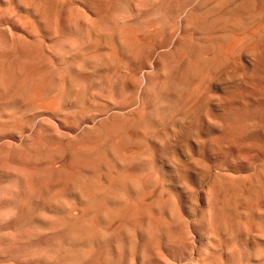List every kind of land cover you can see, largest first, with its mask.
I'll return each mask as SVG.
<instances>
[{
    "label": "bare ground",
    "instance_id": "obj_1",
    "mask_svg": "<svg viewBox=\"0 0 264 264\" xmlns=\"http://www.w3.org/2000/svg\"><path fill=\"white\" fill-rule=\"evenodd\" d=\"M178 1L171 21L159 1L152 21L103 26L113 0H0L19 41L0 48V252L19 243L27 264H149L166 256L163 240L186 246L191 221L189 240L204 242L195 264H264V157L245 154V170L208 160L249 140L234 106L264 113V0ZM63 11L81 43L39 58ZM255 122L245 128L257 135Z\"/></svg>",
    "mask_w": 264,
    "mask_h": 264
},
{
    "label": "rangeland",
    "instance_id": "obj_2",
    "mask_svg": "<svg viewBox=\"0 0 264 264\" xmlns=\"http://www.w3.org/2000/svg\"><path fill=\"white\" fill-rule=\"evenodd\" d=\"M123 1V2H122ZM154 1V2H153ZM157 1V2H156ZM160 1V2H159ZM116 4H115V3ZM126 2V3H125ZM158 2H159V4H158ZM114 3V4H113ZM113 3H112V7H110V6H108V4L107 3H105V4H103L102 6H101V9H99V11L100 12H98V15H97V11L98 10H96V11H92V13H91V11L89 12V11H87V10H84V8H82V7H80V6H78V9L79 10H81V12L82 11H84V12H88L89 13V15H88V17H90L92 20L94 19L95 20V18H97V16H99L100 17V19L99 20H101V22H103L104 23V25L103 26H105V24L107 25V24H109V25H111V24H113L114 23V21H115V23H121V21H125V20H127V21H138L139 19H143V18H145L147 21L148 20H150V21H152V20H154V17H155V10L153 9V8H157V6L158 7H160L161 6V8H162V10H164V14H166V19L167 20H173L174 19V16L177 18V16H179V14H178V9H179V5H180V1H178V0H113ZM154 3V4H153ZM160 3H162V4H160ZM178 3V4H177ZM140 4V5H139ZM158 4V5H157ZM155 5H157L156 7H155ZM160 5V6H159ZM164 5V6H163ZM124 6H126V7H124ZM103 7V8H102ZM128 7V8H127ZM178 7V8H177ZM177 8V9H176ZM109 10H112L111 12L109 11ZM173 10H176V12L175 11H173ZM109 11V12H108ZM142 11V12H141ZM170 11V12H169ZM87 12H86V15H87ZM96 12V13H95ZM129 12V13H128ZM95 13V14H94ZM111 13V14H110ZM132 15H131V14ZM172 13H173V15H172ZM176 13H177V16H176ZM91 14V15H90ZM65 11H63V15H62V19H63V21H62V27H61V29H59V31H57V33L55 32V33H52V34H46V38H45V40H44V42H43V51H42V46H40V49H39V52H40V54H39V52H38V56H40L41 54V57H39V58H42V59H44V58H46L47 56H48V54H58V53H61L62 51H68L69 49H70V47H72V44H73V47L74 46H76L75 45V43H77V45L78 44H80L81 43V40H80V43H79V35H78V33L77 32H79V30L78 29H80L81 27H79V25H77L78 23H76V24H73V26H69V27H67V23H66V25H65ZM93 15V16H92ZM94 15H97V16H94ZM129 15V16H128ZM130 16H132L131 18H128V17H130ZM154 16V17H153ZM122 18V19H121ZM151 18V19H150ZM114 21H113V20ZM116 19H118V20H116ZM135 19V20H134ZM4 20V21H3ZM7 19H5V18H2V20L0 19V21L2 22L3 21V23H0V48H11L12 46L13 47H16V45L18 46L19 45V41H18V38H17V35H18V30H17V28L15 27V26H17L16 24H15V26H14V24L13 23H10V22H8V21H6ZM121 20V21H120ZM111 22V23H110ZM2 24V25H1ZM6 24V25H5ZM12 25V26H11ZM64 25H65V27H64ZM10 26V27H9ZM81 26V25H80ZM9 27V28H8ZM77 27H78V29H77ZM3 28V29H2ZM64 28V29H63ZM5 29H6V32H7V30L9 29L10 31V33L9 32H7L8 34H6V32H5ZM11 29H12V31H11ZM78 30V31H77ZM4 31V33L5 34H3L2 32ZM58 32H60L59 34H58ZM70 32V33H69ZM11 34V35H10ZM4 35V36H3ZM48 35V36H47ZM15 37V38H14ZM54 37V38H53ZM55 37H57V40L55 41V43H53V41H51L50 39H55ZM13 38V39H12ZM71 38V39H70ZM79 38V39H78ZM70 40V41H69ZM12 41H13V43L15 42V44H13L12 45ZM18 43H17V42ZM48 41V42H47ZM49 41H51L52 42V47L54 48V49H59V50H57V51H59V52H57L56 50H52L51 49V42H49ZM69 42H70V44H69ZM11 43V47H7V46H10L9 44ZM50 43V46L48 45ZM67 43V44H66ZM4 44V45H3ZM70 45V46H69ZM4 46V47H3ZM65 46V47H64ZM69 46V47H68ZM45 47V48H44ZM47 47V48H46ZM66 48H69L68 50L66 49ZM49 50V51H48ZM62 50V51H61ZM61 51V52H60ZM49 52V53H48ZM146 64V60H145V58H138L136 61H135V66H137L140 70L141 69H143L144 70V65ZM131 66H133V65H131ZM142 71V70H141ZM141 74H142V76H143V72L142 73H140V81L141 82H143V80H144V78L141 76ZM152 76V79L153 80H155L157 77H156V75H151ZM155 76V77H154ZM234 105H238V106H240V105H242V104H240V103H235ZM258 106L259 105H263V103H258L257 104ZM245 105H243L241 108L240 107H238V108H240V110L239 109H235V108H237V107H235L234 106V110H236L237 111V113H236V111H234V110H232V112H233V116H235V117H233L234 119H233V121H234V124H236V122H238L239 124H242V125H244V126H240L242 129H245L246 131H248L247 133L249 134V135H247V133H246V131L245 130H240V127H239V125H238V123L236 124V125H238V129L240 130V133L241 134H246V135H243V138H242V140H241V137H242V135L239 137V141H241L242 143L243 142H246L247 140H245V139H249L248 141H247V143H246V146L244 145V148H245V150L247 149H249L248 150V152L247 151H244V153L242 152V151H240V150H242L243 149V145L242 146H240V149H239V151L237 150V151H235L236 150V148L238 149V147L236 146V144H234L235 146H233L232 145V147L233 148H231V145H229L230 146V148H229V146H228V148L229 149H227L226 147H227V145H226V147H225V149H221V151H220V153L218 152V154L219 155H217L216 156V154H217V152H215V153H212V155L211 156H209V161H210V163H212V165L215 167V168H217L218 169V167H221L220 165L222 164V165H224V163H225V165L223 166V167H226V166H231V167H233V169H235V170H245V167H247V165L249 166V165H251V162L252 161H254V160H257V162L259 161V159L261 160L262 158H260L261 156L262 157H264V133L262 132V131H264V130H262V129H264V127L263 128H261L260 126H259V129H261L262 131L260 132V134H259V129L258 128H256V127H254V128H256L255 129V131L254 132H256L257 131V129H258V131H257V133L259 134H257V135H255V133H253V130H251V129H247L250 125L248 124L247 125V122L249 123V122H255V121H257L258 122V124L261 122V124L260 125H264V118L263 117H261V116H264V113H259L258 112V110L256 109H254V110H252V109H249L248 108V105H246L245 107H244ZM248 109H247V108ZM244 108H245V112L247 113V114H250V115H247V114H245V112H244ZM261 109H262V107H261ZM242 110H243V112H242ZM248 110H249V112H248ZM263 110V109H262ZM238 111H240V112H238ZM261 111V110H260ZM251 112H254V113H252L251 114ZM263 112H264V110H263ZM223 113V112H222ZM222 113L220 112V114H221V116H222ZM234 113H236V114H234ZM256 113V115H254ZM258 113L261 115V116H259L258 115ZM224 114V113H223ZM253 116V118L256 116L258 119H256V118H254V119H256V120H254L253 121V118H251ZM261 119V121L259 122L258 120H260ZM248 119H251V120H249V121H247L246 122V120H248ZM244 122H245V124H244ZM250 123V124H251ZM256 123V122H255ZM257 124V123H256ZM245 126L247 127V128H245ZM258 127V126H257ZM238 130V131H239ZM244 131V132H243ZM251 132V133H250ZM252 133L254 134V135H252ZM249 136H250V138H249ZM263 136V137H262ZM261 137V138H260ZM245 140V141H244ZM253 140V141H252ZM261 140V141H260ZM239 141H238V144H240L239 143ZM257 141V142H256ZM259 141H260V143H259ZM251 142V143H250ZM257 143V144H256ZM248 144V145H247ZM259 144V145H258ZM258 146H259V148H258ZM246 147H248V148H246ZM242 148V149H241ZM261 148H262V152L260 151L261 150ZM232 149V150H231ZM254 151H252V150ZM222 150H224V151H227V152H224V154H222L223 152H222ZM244 150V149H243ZM260 152H259V151ZM232 151V152H231ZM250 151H252V153H250ZM229 152H231V153H233V154H231V153H229ZM235 152V153H234ZM239 152V153H238ZM240 152H242L243 154H242V156H241V153ZM246 152V153H245ZM247 153H249L248 155H250L251 157H253V156H255V157H258V158H251V160L249 159V156H244L245 154H247ZM255 153V154H254ZM258 153H260V154H262V155H260V154H258ZM225 154H228V155H226V158L228 159H226L225 158ZM240 154V155H239ZM252 154H254L253 156H252ZM256 154L258 155V156H256ZM220 155H222V157H220ZM231 155V159H232V157H233V161L235 160L236 162L238 161V163H236V162H234L233 164H231L233 161H231V159H230V156ZM234 155H236L235 157H234ZM216 158H214V157ZM219 156V157H218ZM238 156H241V158L240 157H238ZM243 156L246 158V159H249V160H245L244 158H243ZM214 160H212L211 158ZM236 157H238V158H236ZM218 158H221V159H218ZM242 159V160H241ZM216 160V161H215ZM221 160V164L219 163V161ZM223 160V161H222ZM225 160V161H224ZM227 161V162H226ZM231 161V162H230ZM240 161H244V162H246V163H243V162H240ZM218 162V163H217ZM248 162H250V163H248ZM257 162H253L252 164H255V163H257ZM214 163V164H213ZM215 163H217V165L215 164ZM239 163H242V164H239ZM228 164V165H227ZM245 164H247V165H245ZM219 165V166H218ZM232 165H237V166H232ZM241 165V166H240ZM243 165H245V167L243 166ZM239 168V169H238ZM241 168V169H240ZM7 173V174H6ZM10 173V171L8 172V171H5V172H1L0 173V176H2V180H1V177H0V186H1V188H0V190L2 189V191H0V192H4L3 194L2 193H0V195H2V196H0V197H3V195H5V191L7 190V187L10 185L9 183L7 184V186H6V184H5V182H7L8 180H9V178H5L6 176H8V174ZM4 174H6L4 177H3V175ZM8 177H10V175L8 176ZM3 179H4V181H3ZM7 181H6V180ZM3 183V186L5 185L6 186V188L5 187H3L2 186V183ZM204 192H202L201 194H203ZM2 203H3V201H1ZM202 206L204 207V202H203V204H202ZM202 208V207H201ZM204 209V208H203ZM3 210V211H2ZM201 211H202V209H201ZM0 212H3V213H0L1 215H0V217L1 216H3L4 214H5V212H6V210L5 209H1L0 210ZM3 214V215H2ZM263 218H264V216H263ZM262 218V219H263ZM264 220V219H263ZM263 222V221H262ZM191 224V225H190ZM263 225H264V222H263ZM188 226V227H187ZM186 227H184V228H186V230H188V229H192V232H193V224H192V222L190 221V223L187 225ZM190 226H191V228H190ZM183 227H182V229H179V230H181V231H179V232H185V234H187L188 233V231L186 232V231H184L183 229H184ZM183 230V231H182ZM191 231H189V233L187 234L188 235V237H187V241H188V243H186V246H188V247H186L185 246V243L183 244V243H180L179 241V246H181L182 244V248L180 247V248H178L179 246H178V244H177V241H174V242H171V243H167L166 241H164V245H163V241H161L160 242V245H159V247L161 246H163L164 247V249L163 248H161V250L163 249L164 251H162L163 252V255H166L164 258H163V256L162 257H160L159 258V256L156 254V253H152V255H151V257L153 256V254H156V256L155 257H158V258H151L152 260H151V262L149 261H147L149 264H186V263H188V264H195V259L197 258V256H195V255H197L198 254V250L196 249L197 247H200L202 244H204V242H202V241H197L196 242V240L195 239H192L193 237H194V233L193 234H190V233H192ZM190 235V236H189ZM191 235H193V237L191 236ZM189 237H192L191 238V240L193 241L194 240V243L193 242H191V240H189L190 238ZM190 241V242H189ZM176 242V243H175ZM196 242V243H195ZM202 242V243H201ZM17 243V242H16ZM165 243H167L168 245H170V246H168L167 244H165ZM172 243H175V245H173ZM189 243H191V245L189 244ZM162 244V245H161ZM171 244L174 246V247H172L171 246ZM181 244V245H180ZM194 244H196V245H194ZM198 244V245H197ZM20 244L18 243V246L16 247V244H14V247H13V245L11 244L10 246H8L7 248H10V249H8L7 250V253H6V251H5V249H6V247H5V249H4V251L3 250H1L2 252H0L1 254H2V256L0 255V262H3V263H5V261H7V262H12L13 264H18L20 261H21V263H23L24 262V260L25 259H23V257L25 258V256H21L20 254H21V252H22V254H24V255H26L27 257H29V253L28 252H26V250H24L23 249V247L20 245ZM200 245V246H199ZM178 246V247H177ZM185 246V247H184ZM192 246V247H191ZM193 246H195V247H193ZM197 246V247H196ZM14 249H13V248ZM20 247H22L21 249H20ZM171 247V248H170ZM17 248V249H16ZM18 248H19V250H18ZM194 249V252H191V251H193V249ZM172 249V250H171ZM181 249V250H180ZM184 249V250H183ZM192 249V250H191ZM11 250H13V251H11ZM16 250V251H15ZM23 250V251H22ZM169 250V251H168ZM188 250H190L189 252H190V254H188L189 252H188ZM19 251V252H18ZM21 251V252H20ZM183 251H184V254H182L183 253ZM197 253H196V252ZM9 252V253H8ZM13 252V253H12ZM16 252H17V254H16ZM24 252V253H23ZM168 252L170 253V254H168ZM188 252V253H187ZM4 253V254H3ZM5 253H6V255H5ZM16 254V255H19V257L18 256H16L15 258H14V255L13 254ZM18 253H20V254H18ZM177 253V254H176ZM192 253V254H191ZM13 255V257H11L12 255ZM28 254V255H27ZM186 254V255H185ZM7 257H5V256ZM3 256H4V258H3ZM10 256V257H9ZM177 256V257H176ZM184 256H185V258H184ZM190 256V257H189ZM192 256H194V257H192ZM26 257V258H27ZM175 257H176V259H175ZM191 257H192V259H191ZM9 258L11 259L10 261H9ZM17 258H19L20 259V261H18L17 262ZM161 258H162V260H161ZM169 258V259H168ZM189 260H188V259ZM6 259H8V260H6ZM13 259H15V260H13ZM156 259H158V261L156 260ZM160 259V260H159ZM1 260H3V261H1ZM27 260V259H26ZM26 260H25V263L24 264H27L26 263ZM192 262H191V261ZM169 261V262H168ZM172 261V262H171ZM189 261V262H188ZM193 261H194V263H193ZM161 262H163V263H161ZM174 262V263H173ZM249 264V261L248 260H246V261H244V264ZM20 264V263H19Z\"/></svg>",
    "mask_w": 264,
    "mask_h": 264
}]
</instances>
